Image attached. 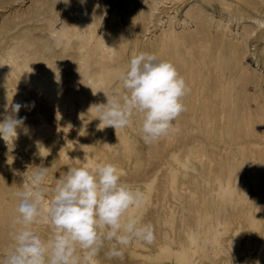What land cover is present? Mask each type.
Instances as JSON below:
<instances>
[{"label":"rangeland","instance_id":"374dc122","mask_svg":"<svg viewBox=\"0 0 264 264\" xmlns=\"http://www.w3.org/2000/svg\"><path fill=\"white\" fill-rule=\"evenodd\" d=\"M257 20L264 0H0V121L14 104L24 118L12 148L0 138V256L15 193L37 167L50 198L68 167L108 162L145 193L129 215L152 224L155 240H133L123 259H107L106 243L99 264H264ZM140 52L172 62L190 89L178 130L150 144L139 116L100 130L91 107L121 87L117 73ZM34 228L51 232L46 216Z\"/></svg>","mask_w":264,"mask_h":264},{"label":"clouds","instance_id":"9594fccd","mask_svg":"<svg viewBox=\"0 0 264 264\" xmlns=\"http://www.w3.org/2000/svg\"><path fill=\"white\" fill-rule=\"evenodd\" d=\"M256 23L264 26V20ZM116 79L121 87L105 95L106 103L91 106L103 124L100 130L123 129L132 123L133 116L142 121L146 144L178 130L173 122L186 110L182 99L190 89L172 62L140 52L131 57ZM11 108V114L0 121V138L10 140L12 148L24 118L16 117L20 104ZM46 176L47 168L37 167L27 187L15 193L11 244L0 256V264H99L98 256L106 243L107 259H123L124 250L133 240L149 245L154 242L153 225L129 215V209L144 203L145 193L123 181L116 165L103 162L94 167L84 163L68 167L56 179L50 198L43 189ZM42 216L51 227L46 237L34 228Z\"/></svg>","mask_w":264,"mask_h":264}]
</instances>
